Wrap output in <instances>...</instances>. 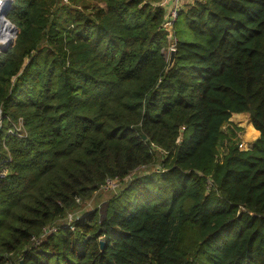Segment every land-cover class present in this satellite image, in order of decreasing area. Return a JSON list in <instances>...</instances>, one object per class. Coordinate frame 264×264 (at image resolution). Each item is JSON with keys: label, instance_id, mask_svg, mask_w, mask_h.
I'll return each instance as SVG.
<instances>
[{"label": "trees", "instance_id": "obj_1", "mask_svg": "<svg viewBox=\"0 0 264 264\" xmlns=\"http://www.w3.org/2000/svg\"><path fill=\"white\" fill-rule=\"evenodd\" d=\"M160 1L10 4L0 264H264V0L186 4L170 67ZM243 112L258 137L219 158Z\"/></svg>", "mask_w": 264, "mask_h": 264}, {"label": "rangeland", "instance_id": "obj_2", "mask_svg": "<svg viewBox=\"0 0 264 264\" xmlns=\"http://www.w3.org/2000/svg\"><path fill=\"white\" fill-rule=\"evenodd\" d=\"M68 2V0H62ZM171 44V43H170ZM170 46V45H169ZM250 122L249 114L246 112L236 114L234 113L230 122L224 125L225 137L221 139L218 145V157L221 158L226 152V147L230 139L239 143V146L246 149L251 146L256 138V133L253 130ZM256 130V129H255ZM144 167H141L143 170ZM116 190L112 188H99L85 201H80L79 205L72 211L68 212L63 221L72 222L73 218L83 211L101 208L107 199L111 196L112 192Z\"/></svg>", "mask_w": 264, "mask_h": 264}, {"label": "built area", "instance_id": "obj_3", "mask_svg": "<svg viewBox=\"0 0 264 264\" xmlns=\"http://www.w3.org/2000/svg\"><path fill=\"white\" fill-rule=\"evenodd\" d=\"M10 1V2H9ZM13 0H3V3L0 4V17L2 18L3 21H5V24L9 26L8 31H10L9 36L6 38V40L14 34L13 30V23L6 17V12L10 7V4L12 3ZM195 0H161L160 5L164 7V16L163 20L161 22V27L168 32V39H169V50L174 48V37L172 35L173 33V24L179 14V12L184 8V6L188 3H192ZM6 12L4 15H2V10L6 7ZM118 186V180L115 178H106L104 184L102 185V188H112L115 189ZM77 201H79V198H77ZM71 223V222H69ZM54 226H47L42 229V232L40 235L36 238L43 237L45 234L51 232L54 230ZM73 228V226H71ZM32 239H35V237H32Z\"/></svg>", "mask_w": 264, "mask_h": 264}, {"label": "water", "instance_id": "obj_4", "mask_svg": "<svg viewBox=\"0 0 264 264\" xmlns=\"http://www.w3.org/2000/svg\"><path fill=\"white\" fill-rule=\"evenodd\" d=\"M10 2V1H9ZM8 5L2 10V15L5 14L6 9H7ZM17 27L13 24V30L14 32L16 31ZM11 38L9 37L4 44L0 45V50H4L7 48L9 42H10ZM174 56H175V48L171 49L169 52V58H168V67H170L174 61ZM104 241H101V246H103ZM21 263V262H20Z\"/></svg>", "mask_w": 264, "mask_h": 264}, {"label": "bare ground", "instance_id": "obj_5", "mask_svg": "<svg viewBox=\"0 0 264 264\" xmlns=\"http://www.w3.org/2000/svg\"><path fill=\"white\" fill-rule=\"evenodd\" d=\"M8 35V31H0V44H2L6 40Z\"/></svg>", "mask_w": 264, "mask_h": 264}, {"label": "crops", "instance_id": "obj_6", "mask_svg": "<svg viewBox=\"0 0 264 264\" xmlns=\"http://www.w3.org/2000/svg\"><path fill=\"white\" fill-rule=\"evenodd\" d=\"M234 114V113H233ZM236 114H239V113H236ZM253 126V125H252ZM253 130L255 131V133H256V137H258V135H259V131L256 129L255 130V128H253Z\"/></svg>", "mask_w": 264, "mask_h": 264}, {"label": "clouds", "instance_id": "obj_7", "mask_svg": "<svg viewBox=\"0 0 264 264\" xmlns=\"http://www.w3.org/2000/svg\"><path fill=\"white\" fill-rule=\"evenodd\" d=\"M3 3V0H0V4H2Z\"/></svg>", "mask_w": 264, "mask_h": 264}]
</instances>
